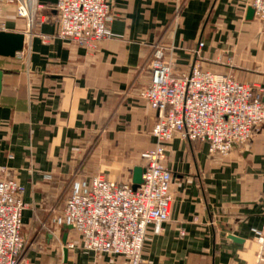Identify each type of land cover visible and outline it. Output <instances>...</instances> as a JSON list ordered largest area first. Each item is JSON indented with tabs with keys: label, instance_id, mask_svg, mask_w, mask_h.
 I'll return each mask as SVG.
<instances>
[{
	"label": "crops",
	"instance_id": "0c3cea01",
	"mask_svg": "<svg viewBox=\"0 0 264 264\" xmlns=\"http://www.w3.org/2000/svg\"><path fill=\"white\" fill-rule=\"evenodd\" d=\"M38 1L46 9L29 31L0 0L4 31L25 36L20 56L0 57V178L24 190L26 264H92V254L78 248L64 257V236L67 245L78 243V234L53 219L74 183L101 177L131 184L133 169L143 168L156 114L138 92L151 79L154 45L174 46L177 73L197 62L260 84V29L246 19L250 0H107L113 37L88 51L55 38L56 0ZM207 149L179 138L166 145L173 201L161 233L148 232L146 264H264L255 239L264 229V132L223 159Z\"/></svg>",
	"mask_w": 264,
	"mask_h": 264
},
{
	"label": "built area",
	"instance_id": "2783aa9c",
	"mask_svg": "<svg viewBox=\"0 0 264 264\" xmlns=\"http://www.w3.org/2000/svg\"><path fill=\"white\" fill-rule=\"evenodd\" d=\"M4 3L15 8L29 31L46 9L38 0ZM249 6L264 41V0H250ZM54 10L59 40L92 51L113 37L107 0H56ZM178 15L176 10L174 21ZM4 29L0 24V31ZM202 47L199 42L193 51L196 59ZM174 50L172 44L154 45L146 65L151 79L138 92L156 114L151 131L155 143L140 155L145 170L140 187L134 192L131 184L101 177L74 183L53 219L55 225L70 226L78 234V243L65 248L92 254V264H146L142 253L148 232L159 235L169 221L172 176L163 161L166 145L174 138L206 144L209 156L223 159L234 150L247 149L253 136L264 132V84L242 83L204 70L197 62L190 71L177 73ZM23 192L16 181L0 178V264H26L30 245L22 235ZM255 239L264 253V229Z\"/></svg>",
	"mask_w": 264,
	"mask_h": 264
},
{
	"label": "water",
	"instance_id": "95a60500",
	"mask_svg": "<svg viewBox=\"0 0 264 264\" xmlns=\"http://www.w3.org/2000/svg\"><path fill=\"white\" fill-rule=\"evenodd\" d=\"M254 12L251 8L247 10L246 19L252 20ZM25 36L21 33H11L0 31V57L1 58H14L17 53H20L24 48ZM2 77L3 73L0 71V93L2 89ZM144 169L141 167H136L133 169L132 173V180H131V189L132 191H136L140 185L142 184V176L144 174ZM68 230H71L72 227L66 226ZM233 241H237L235 238H230ZM64 246V257L67 256V249L65 248L66 245V236H64L63 240Z\"/></svg>",
	"mask_w": 264,
	"mask_h": 264
},
{
	"label": "rangeland",
	"instance_id": "374dc122",
	"mask_svg": "<svg viewBox=\"0 0 264 264\" xmlns=\"http://www.w3.org/2000/svg\"><path fill=\"white\" fill-rule=\"evenodd\" d=\"M1 23V22H0ZM258 41L262 44V46H263V50H264V41L261 39V36H260V32H259V34H258ZM258 82H260V84H264V74H262L261 75V73H260V75H258ZM243 82V81H242Z\"/></svg>",
	"mask_w": 264,
	"mask_h": 264
}]
</instances>
